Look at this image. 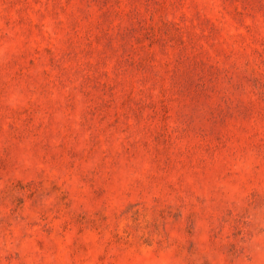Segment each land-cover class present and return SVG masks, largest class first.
Returning <instances> with one entry per match:
<instances>
[{"label":"rangeland","instance_id":"rangeland-1","mask_svg":"<svg viewBox=\"0 0 264 264\" xmlns=\"http://www.w3.org/2000/svg\"><path fill=\"white\" fill-rule=\"evenodd\" d=\"M0 264H264V0H0Z\"/></svg>","mask_w":264,"mask_h":264}]
</instances>
